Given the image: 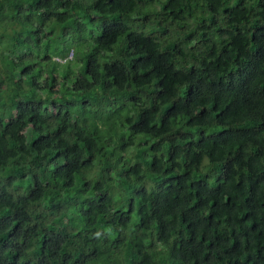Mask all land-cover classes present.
I'll return each instance as SVG.
<instances>
[{
    "label": "trees",
    "instance_id": "obj_1",
    "mask_svg": "<svg viewBox=\"0 0 264 264\" xmlns=\"http://www.w3.org/2000/svg\"><path fill=\"white\" fill-rule=\"evenodd\" d=\"M0 264H264V0H0Z\"/></svg>",
    "mask_w": 264,
    "mask_h": 264
}]
</instances>
